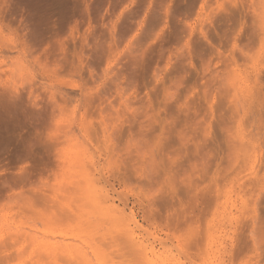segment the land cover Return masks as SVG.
Listing matches in <instances>:
<instances>
[{
    "label": "rangeland",
    "instance_id": "obj_1",
    "mask_svg": "<svg viewBox=\"0 0 264 264\" xmlns=\"http://www.w3.org/2000/svg\"><path fill=\"white\" fill-rule=\"evenodd\" d=\"M50 1L0 0V97L4 85L15 86L26 98L24 113L38 111L35 103L54 112L52 131L69 162L50 158L46 168L56 160L57 176L71 171L56 180L87 182L86 200L101 199L107 214L117 209L109 212L117 225L105 219L96 231L89 226L98 205L92 213L82 209L92 216L84 223L81 212L84 226L67 220L44 226L30 212L22 219L17 208L0 207V264H71L86 253L104 255L110 238L124 252L114 264L125 263L122 255L127 264H264V0H63L64 20L45 15L53 11ZM50 41L59 44L49 58ZM24 132L2 131L0 114V187L7 168L17 173L34 165L17 162L13 144H2ZM164 192L179 203L168 205ZM92 230L110 232L107 241L100 234L109 245ZM112 250L99 261L91 256V264H112Z\"/></svg>",
    "mask_w": 264,
    "mask_h": 264
},
{
    "label": "bare ground",
    "instance_id": "obj_2",
    "mask_svg": "<svg viewBox=\"0 0 264 264\" xmlns=\"http://www.w3.org/2000/svg\"><path fill=\"white\" fill-rule=\"evenodd\" d=\"M54 2H51L52 4H50L49 3V6L50 7H52V9L51 8H47V11L49 12L50 10L52 11L51 13H46L47 11H43V12H45L46 14L45 15H48V17H51V16H54L53 18H55V15H57V16H63V11H62V9L63 8H67V7H63L65 4H64V1L62 0H53ZM56 1V2H55ZM57 1H58V3H60L59 1H61V5L60 4H58L57 3ZM47 2H48V0H47ZM46 2V3H47ZM38 3V2H37ZM45 3V2H44ZM54 3V4H53ZM55 3H56V5L58 4L59 6H61L60 8H59V6L57 5H55ZM38 5V4H37ZM47 5V4H46ZM56 6V7H58V9L55 7L54 9H53V6ZM44 6V5H43ZM48 6V7H49ZM66 6V5H65ZM41 7V6H40ZM63 7V8H62ZM46 8V7H45ZM62 8V9H61ZM50 9V10H49ZM59 9H61V10H59ZM34 10V9H33ZM42 10H46V9H42ZM42 10H41V12H42ZM55 10V11H54ZM65 11H66V9L64 10V13H65ZM67 11H68V8H67ZM34 12L35 13H33V15H35L36 14V12L37 11H35L34 10ZM53 12L55 13V15L53 14ZM39 14H40V12H38ZM39 14H37L38 16H39ZM50 14H53V15H51V16H49ZM66 15V13L64 14V16ZM56 16V17H57ZM59 16V17H60ZM63 16V17H64ZM68 15H66V17H67ZM37 17V16H36ZM66 17H64V18H66ZM69 17V16H68ZM39 18V17H38ZM41 18V17H40ZM46 18H47V16H46ZM62 17H60V19H61ZM49 19V18H48ZM58 19V18H57ZM57 19H56V21H57ZM69 18H67V20H68ZM61 20H64V19H61ZM58 21H59V23L60 22H62V25H63V21H60L59 19H58ZM58 21H57V23H58ZM37 22V21H36ZM35 22V20L33 21V25H36V27L38 28L40 25H38V23H36ZM39 22H41V21H39ZM35 23V24H34ZM57 23H56V25H57ZM64 23H65V21H64ZM61 24V23H60ZM55 25V26H56ZM61 26V25H60ZM35 27V28H36ZM44 27V26H43ZM57 27H59L58 25H57ZM54 30H55V27L53 28ZM38 30V29H37ZM43 30V29H42ZM51 30V29H50ZM41 30L39 29V32H40ZM57 31V30H56ZM55 31V32H56ZM43 32V31H42ZM55 32L53 31V33H52V31H51V34H53L54 35V37H56L55 35H58V34H55ZM35 34V36H36V38H37V35H39V34H37L36 32L35 33H33L32 32V35H31V37L33 38V35ZM37 34V35H36ZM50 34V36L52 37V35ZM41 35V34H40ZM39 35V36H40ZM35 36H34V38H35ZM44 36V35H43ZM49 36V35H48ZM54 37H52V38H54ZM31 38V39H32ZM46 38H49V37H46ZM52 38H49V40L50 39H52ZM57 38V37H56ZM55 38V39H56ZM38 39V38H37ZM44 38H42L41 40H39L40 42H44V40H43ZM48 39H45V43H47L48 41H47ZM54 40V39H53ZM53 40H51L52 42H53ZM33 41V40H32ZM35 41H37V40H34V42ZM50 41V42H51ZM33 42V43H34ZM38 42V41H37ZM51 42V43H52ZM58 42V41H57ZM50 43V52H49V54L50 55H48V53H47V55L49 56V58L50 57H52L51 56V54L53 53H51V51H55V48H58V44H53V43H55V42H53L52 44ZM34 44H36V42L34 43ZM55 45V47H53ZM56 45H57V47H56ZM49 46V45H48ZM51 46H52V50H51ZM54 48V49H53ZM49 51V50H48ZM53 55H54V53H53ZM46 58V57H45ZM47 59H48V57H47ZM79 59V58H78ZM79 61H81V60H79ZM12 86H14V85H12ZM3 88L4 89H2V98L0 97V114H2V131L4 130V131H6L7 132V130H9V128L12 126L13 128H15V129H19V128H26V132H24V133H26L25 135H24V133H23V135H21L20 134V136L21 137H19V135H18V137L17 138H15V136H7V137H3V139H2V144H5L6 143V145H7V143L8 144H10L11 145V143L13 144V148L14 149H12V152H13V156H14V158H16V160H24V161H26V160H32L33 161V164L34 165H32V166H30L29 168H26L25 170H21V171H18L17 173L15 172V171H13V170H9L8 168L5 170L6 171V173H5V177L1 180L2 181V187H0V190L2 191V199L3 200H1L2 202L4 201V200H6V203H3V204H1L2 206H0V207H2L3 209H5V207L6 206H8V208L10 207V208H12L13 207V209H14V207L15 208H17V211H16V209H15V212H17V213H19V214H17V213H15L14 212V214L16 215V217H18L19 218V216H21L20 214L24 211H26V215L25 214H23V215H25V216H27V215H29L28 213L30 212V216H35L36 218H34V219H32L33 217H30L29 218V220H31L32 219V221L34 220V221H37L38 223H42L44 226H47V221L49 222L48 223V225L49 224H51L52 225V222H55V221H60V222H57V223H61V224H63L62 222H64L65 224H66V221L65 220H67V222H70V223H74V224H79V225H82L81 224V222H79V220L83 217V215L85 214L84 212H87L86 210H88V209H90V213H92L91 211H93L95 208H97L95 205H98V207H102V210L100 211V212H98L97 210H98V208L97 209H95L94 211H93V220L95 221H90L91 219V217L89 216L88 218H86L87 216L86 215H88V213L87 214H85L84 215V218H82V221H83V219H84V223H88L89 221L92 223V224H88L90 227H91V225H100L99 224V222H97L98 220H105L106 219V222H107V220H108V222H107V224L108 223H110L111 222V224H113V223H116V225H117V219H116V221H113V220H115V219H113V217H114V215H113V217H112V214L111 213H113L115 210L117 211V209H113V212H111V211H109V212H111V213H109L108 212V214H110L109 216L110 217H112V221H111V218L109 219V217H108V214H107V212H105L106 210H107V208H106V203H105V207H103L104 205H102V206H99L101 203H99L98 201H100L101 199H99V200H97L96 198H94V200H93V203H92V201H89V199L88 198H90V197H92V196H89V195H87V194H89L90 193V189H88L89 190V193H86L87 192V190H86V192L84 193L82 190H84L85 191V189L83 188V187H85V185H86V183L84 182V177L81 179V180H83V182L85 183V184H83L82 185V182L80 181V179H79V181L81 182V184L80 185H78V183L77 182H75V180L77 181L78 180V175H79V173L77 174V172H79L80 170L77 168V165H76V167L75 168H77L76 170H78V171H76V170H74V172L76 171V175H75V173L73 172L72 173V175H74L73 177H77V179H72L71 181H67V182H60L61 180H62V178L64 179V177L66 176L65 175V173L67 172L66 170V168H63V166L62 165H64V163H62V162H64V160L62 159V158H64L65 159V162H69L68 160H66V157L65 156H68V152L66 151L67 149L65 148L66 146H65V144H63L64 143V141H63V145L65 146L64 148H62L63 146L61 145V143H59V142H62V141H59L58 142V137L57 136H55V135H57V133L56 134H54V132H56L55 130H54V126H52L53 124H52V122L53 121H51L50 122V118L52 117V119H53V116H54V112H49V111H47L46 110V108H45V110H46V112H48V113H46L45 112V110L41 107L40 109L37 107V103H35L36 104V108L38 109V111H36V109H35V107H34V109H35V111L36 112H34V111H32L31 113H24V109L23 108H25L24 107V105H25V97H23L22 96V94L20 95V93H18V91H17V88L14 86V87H11V85L10 86H6L5 87V85L3 86ZM21 96V97H20ZM24 98V100L23 99H21V98ZM35 97V96H34ZM27 99H28V97H27ZM36 100V99H35ZM53 100H55V98H53ZM24 102L23 104H22V102ZM237 101V100H236ZM55 103V102H54ZM57 104V103H56ZM23 105V106H22ZM35 106V105H34ZM55 106V104H53V107ZM236 106H237V104H236ZM239 106V105H238ZM237 106V107H238ZM53 107H52V110H54L53 109ZM29 108H31V107H29ZM28 108V109H29ZM55 108V107H54ZM26 110H27V108H25ZM43 109V110H42ZM58 109V108H57ZM23 110V111H22ZM31 110V109H30ZM29 110V111H30ZM41 110V111H40ZM251 110V109H250ZM46 113V115H47V118L49 119H47L48 120V122H46L47 120H46V115H44L43 113L44 112ZM55 111V110H54ZM42 112V113H41ZM73 112V111H72ZM50 113V114H49ZM84 114V113H83ZM50 115H51V117H50ZM72 115V114H71ZM74 115V114H73ZM85 115V114H84ZM49 116V117H48ZM83 116V115H82ZM74 117L72 116V119H73ZM4 119V120H3ZM78 119H79V117H78ZM81 119H82V117H81ZM54 120H57V119H55L54 118ZM254 120V119H253ZM257 120V119H256ZM74 119L73 120H71V122H70V126H71V124L72 123H74ZM78 121H80V119L78 120ZM87 121V120H86ZM85 121V123H87ZM50 122V123H49ZM55 122V121H54ZM81 122V121H80ZM89 122V121H88ZM57 123V122H56ZM91 123V122H90ZM69 124V123H68ZM79 124V123H78ZM82 124V123H81ZM80 124V125H81ZM88 124L89 123H87L86 124V127H88ZM94 124V123H93ZM93 124H90V125H93ZM49 125V126H48ZM74 125V124H73ZM53 127V128H51V127ZM58 126H59V124L57 125V130H58ZM82 126V128H83V126H85V124H82L81 125ZM94 126V125H93ZM49 127V128H48ZM55 127H56V124H55ZM72 127V126H71ZM73 128V127H72ZM89 128V127H88ZM88 128H87V130H88ZM94 128V127H93ZM92 127H91V130L93 129ZM52 129L54 130V132L52 131ZM81 129V128H80ZM86 129V128H85ZM67 130H68V128H67ZM69 130H70V128H69ZM68 130V131H69ZM91 130H90V133H93V135H91L90 134V137L91 136H94L95 137V135H94V132H91ZM72 131V130H71ZM70 131V132H71ZM86 131V130H85ZM93 131H96L95 129L93 130ZM13 132V131H12ZM66 132V131H65ZM87 132H89V131H87ZM237 133H238V137L239 136H241V134H243L242 132H240V131H237ZM13 134V133H12ZM62 134V133H61ZM63 134H68V132H66V133H64L63 132ZM70 134V133H69ZM68 134V135H69ZM88 134L89 133H87V136H88ZM96 134V133H95ZM15 135V134H14ZM67 135V136H68ZM73 135V134H72ZM86 135V134H85ZM16 136H17V134H16ZM62 136V135H61ZM63 137V136H62ZM61 137V138H62ZM66 137V136H65ZM237 137V138H238ZM61 138H60V140H61ZM78 138V137H77ZM83 138V137H82ZM255 138V137H254ZM63 139V138H62ZM69 139V138H68ZM84 139V138H83ZM96 139H97V137H96ZM95 139V140H96ZM250 139V138H249ZM66 142H67V140H66V138L64 139ZM88 140V139H87ZM74 141V140H73ZM84 141H85V139H84ZM89 141H91V142H96V141H92V140H89ZM68 142H70V140L68 141ZM85 142H88V141H85ZM90 142V143H91ZM72 143V142H71ZM71 143H70V145H71ZM67 145H69L68 143H67ZM69 145V149L71 148V146ZM245 145V144H244ZM58 146H62L61 148H58ZM244 147V146H243ZM72 148H73V145H72ZM252 148V147H251ZM91 149V148H90ZM253 149V148H252ZM251 149V150H252ZM64 152H63V151ZM72 150V149H71ZM89 151V150H88ZM5 152V151H4ZM72 151H70L69 152V154L71 153ZM92 152V151H91ZM93 152H94V150H93ZM92 152V153H93ZM252 152L254 153V150H252ZM3 153V152H2ZM8 153H10V152H8ZM64 155H62V154ZM89 154V153H88ZM70 156V155H69ZM93 156H94V154H93ZM56 157V158H55ZM62 157V158H61ZM91 157V156H90ZM143 157V156H142ZM51 158V160H52V158L54 159H57V160H63L62 162L60 161V163H62V168L63 169H66L65 170V173H64V170L62 169V170H60L61 172L63 171V173H64V177H63V175H62V178H61V180L59 179V177L58 176H61V172H60V175L58 174V176H57V171L54 169L53 170V168H54V165L56 164V168H59L60 166V164L58 163L57 164V161L56 160H54V162L52 163V166H53V168H52V166H51V168L52 169H50L49 167L50 166H48V168H46L47 167V165H50V162L49 161H51V160H49ZM61 158V159H60ZM69 158V157H68ZM71 158V157H70ZM93 158V157H92ZM17 161V162H20V161ZM75 160V159H74ZM93 160V159H92ZM21 161V162H22ZM53 161V160H52ZM55 161H56V163H55ZM70 161H72V160H70ZM91 161V160H90ZM59 162V161H58ZM73 162V161H72ZM36 163V164H35ZM174 163V161L172 162V164ZM29 164V163H28ZM27 164V165H28ZM66 164V163H65ZM68 164V163H67ZM30 165V164H29ZM43 165V166H42ZM57 165L59 166V167H57ZM73 165V164H72ZM89 165H90V163H89ZM92 165V164H91ZM65 166V165H64ZM71 166V165H70ZM65 167H67L68 168V166H65ZM92 167V166H91ZM173 167V166H172ZM73 168V167H72ZM81 168H82V170L83 171H86V170H84L83 169V167L81 166ZM60 169V168H59ZM74 169V168H73ZM70 170V169H69ZM82 170H81V172H82ZM56 171V172H55ZM146 172V171H145ZM59 173V172H58ZM69 173V172H68ZM68 173H66L67 174V176L65 177V179L64 180H66V178L71 174V171H70V174H68ZM86 172H84L83 173V175L85 174ZM92 173V172H91ZM94 173H95V171H94ZM163 173V172H162ZM51 174V175H50ZM82 174V173H81ZM88 174V173H87ZM146 174V173H145ZM159 174L160 173H158L157 174V176H159ZM165 176H167L166 174H168V176L170 175V173L169 172H166V174L165 173H163ZM52 175L54 176V178L52 177ZM71 175V176H72ZM91 175V174H90ZM173 175V174H172ZM36 177V179L34 180V181H32L31 180V178L32 177ZM38 176V177H37ZM51 176V177H50ZM145 176V175H144ZM56 177H58V180H60V181H58V180H56L57 178ZM73 177H69L70 179L71 178H73ZM80 177H82V176H80ZM86 177H88V175L87 176H85V179H86ZM95 177V176H94ZM148 177L150 178L151 176H149L148 175ZM163 177V176H162ZM170 177H171V175H170ZM170 177H167V178H169V179H171L172 180V178H173V180L171 181L172 183H170V184H173V182L174 181H176V179H174V178H176L175 176H173L172 178H170ZM37 178H38V180H40L41 181V183L39 182V181H37ZM48 178H50V180H52L51 182H56L57 183V186H55V184L53 185V183H52V185L50 186V185H47V184H50L49 182H47L46 180H48ZM51 178H53V179H51ZM90 178V177H89ZM89 178H87L85 181H87ZM155 178H157V177H155ZM160 178V177H159ZM158 178V179H159ZM33 179V178H32ZM68 179V178H67ZM69 179V180H70ZM91 179V178H90ZM151 179H152V177H151ZM178 179V178H177ZM31 180V181H30ZM53 180H56V181H53ZM64 180H62V181H64ZM165 180H167L166 178H165ZM49 181V180H48ZM72 181H74V182H72ZM92 181V180H91ZM167 181H169V180H167ZM31 182L33 183H36L35 185H32L31 184ZM40 184V185H37L38 183ZM33 183V184H34ZM47 183V184H46ZM77 183V184H76ZM93 183V182H92ZM166 183V182H165ZM169 183V182H168ZM89 184H91V183H89ZM81 185H82V189H81ZM87 185H88V183H87ZM87 185H86V189L88 188L87 187ZM94 185V184H93ZM96 185V184H95ZM88 186H90V185H88ZM92 186V185H91ZM25 187V188H24ZM28 187V188H27ZM29 187H30V191H31V194H32V196H31V194L28 196L27 194H24V191H23V188L24 189H29ZM96 187V186H95ZM2 188V189H1ZM97 188V187H96ZM81 189V190H80ZM169 189H171L170 191V193H171V196L172 197H177V194L175 195H172L173 193H176L175 191L172 193V191L173 190H177V189H173V188H169ZM173 189V190H172ZM179 189V188H178ZM181 189V188H180ZM91 190H92V188H91ZM26 191V190H25ZM79 191H82L80 194H81V196H79L80 194H79ZM94 191H95V188H94ZM99 192H100V190H98ZM181 192V191H180ZM5 193H7V194H5ZM11 193V194H10ZM83 193V194H82ZM91 193H93V191L91 192ZM95 193H96V191H95ZM168 193V192H167ZM170 193H168V194H166L165 192H164V196H165V194H166V198L165 199H167V197L170 199V196H169V194ZM9 194V196L7 197V196H4V195H8ZM79 194V195H78ZM84 194H86L87 195V199H88V201L86 200V195H84ZM98 194V193H97ZM107 194V193H106ZM85 197H84V196ZM93 195V194H92ZM96 195V194H95ZM99 195V194H98ZM180 195V194H179ZM80 197L81 199H83V200H86L87 201V204H85V203H83L84 201L83 200H81V201H83V202H81L80 200H78V197ZM82 196L84 197V198H82ZM100 196V195H99ZM162 196V198H163V194L161 195ZM5 197V198H4ZM98 197V196H97ZM172 197H171V199H172ZM1 198V197H0ZM79 198V199H80ZM92 198H90V200H91ZM108 199H110V198H108ZM164 199V198H163ZM169 199H167L168 200V205H169V203H170V206H171V202H169L170 200ZM182 200V199H181ZM103 201H107L106 199L105 200H103ZM102 201V202H103ZM165 201V200H164ZM173 201V200H172ZM176 201V200H175ZM1 202V203H2ZM78 202H80V203H83V205L85 204L86 206H83V205H80V203H78ZM156 203H157V201H155ZM177 202L178 201H176V203H174V204H177ZM181 202V201H180ZM91 203V204H90ZM99 203V204H98ZM112 203V202H111ZM164 203V202H163ZM163 203H162V205H163ZM179 203V202H178ZM90 204V205H89ZM164 204H167L166 202L164 203ZM174 204H172V206L174 205ZM88 205H89V208H88ZM92 205H94V206H92ZM108 205V204H107ZM169 206V207H170ZM81 207H83V208H81ZM86 208V210L83 212V210ZM91 207V208H90ZM93 207V208H92ZM95 207V208H94ZM175 207H176V205H175ZM1 208V209H2ZM104 208V209H103ZM106 208V209H105ZM166 208V207H165ZM2 209V210H3ZM83 209V210H82ZM92 209V210H91ZM9 210V209H8ZM8 210H6V211H8ZM11 210V209H10ZM105 210V211H104ZM5 211V210H4ZM14 211V210H13ZM108 211V210H107ZM114 212V213H117V212ZM1 212V211H0ZM3 212V211H2ZM81 212H83V215H82V213ZM88 212H89V210H88ZM98 214H97V213ZM103 212H105V213H103ZM3 213H5V212H3ZM12 213V212H11ZM32 214V215H31ZM102 214H106V216L108 217H103L104 215H102ZM6 215H7V213H6ZM118 215V214H117ZM9 216H13V215H9ZM100 216H102L101 218H100ZM15 217V216H14ZM22 217V219H23V217L24 216H21ZM29 216H27V218H28ZM37 217L39 218V219H37ZM115 217H116V215H115ZM26 217H25V219H27ZM118 218V217H117ZM17 219V218H16ZM40 219H41V221H40ZM90 219V220H89ZM134 219V218H133ZM19 220H21V218L19 219ZM64 220V221H63ZM89 220V221H88ZM31 221V222H32ZM40 221V222H39ZM43 221V222H42ZM52 221V222H51ZM87 221V222H86ZM51 222V223H50ZM82 222V223H83ZM94 222V223H93ZM56 223V222H55ZM83 223V224H84ZM119 223V222H118ZM28 224V223H27ZM26 224V225H27ZM32 224H33V222H32ZM41 224V225H42ZM60 225V224H59ZM86 225V224H85ZM97 225V229L95 228V226H94V228H95V231L96 230H98V228L100 227V226H98ZM113 225H115V224H113ZM115 225V226H116ZM82 226H84V225H82ZM87 226H85V227H83L84 229L86 228ZM90 227H87V228H90ZM93 227V226H92ZM93 228V229H94ZM91 229V228H90ZM93 231V230H92ZM191 231L192 230H190V233H191ZM94 232V231H93ZM130 232V231H129ZM95 233V236L97 237V235L99 236V237H97L98 239H100L101 240V242L103 243V244H108V243H110V245L109 246H111V244H113L114 243V245L116 246L115 248L116 249H118L117 251V253L118 254H116V250H114V246L111 248H109V246H108V248L106 247V245H103L102 246V243L101 242H99V244L98 245H101V247H105V249L107 248V250H108V253H109V250H111V249H113L112 251H114L115 253H113L112 254V251H111V253L109 254V255H114V256H112L111 255V257H113V261H110V260H107L108 262L110 261V263H112V262H114V260H116L114 257H117V256H119L120 257V255H119V253L120 252H122L121 250H119V248H120V246H119V244H118V241H116V242H110V241H113V239L111 240V238L109 239L108 237H111V235H108V234H110V232L107 234V230H106V233H105V231L104 232H101L100 234H103L102 236H105V234H106V237H104V238H106V241L109 239L110 241L107 243V242H104L105 240L103 239V237L102 236H100V234L99 233H97V232H94ZM97 233V234H96ZM252 234H253V232H252ZM107 235H108V237H107ZM133 235V234H132ZM135 236V235H134ZM35 237V236H34ZM95 237V238H96ZM101 237H102V239H101ZM133 237V236H132ZM90 238V237H89ZM255 238V237H254ZM92 239V238H91ZM135 239V238H134ZM256 239H258L257 238V236H256ZM114 241H115V239H114ZM253 241V240H252ZM255 241V240H254ZM254 244V243H253ZM142 245V244H141ZM255 245H256V243H255ZM119 246V247H118ZM142 248V247H141ZM104 249V248H103ZM106 250V251H107ZM142 250V249H141ZM104 251V250H103ZM105 251V254L107 253ZM120 251V252H119ZM138 252H139V250H138ZM145 251H143V253H144ZM99 253H101V251L99 252ZM99 253H94V252H92L91 254V256H92V258H94V260L96 259L97 261H99V257H97V255H99V256H101V255H103V252H102V254H99ZM124 252H122V254H123ZM126 253V252H125ZM142 253V252H141ZM142 253V254H143ZM87 254V253H86ZM86 254H83V255H81L82 256V258L80 259H78V258H76L74 261H73V259H74V257H71V258H73V259H71L70 257L68 258L69 260H71L70 262H69V260L68 259H66L65 260V262L67 263V262H69V263H71L72 261V263L71 264H74V262L75 261H77V263L75 262V264H80V262H79V260H81V262H82V264H91V262H90V260H92V258H91V256L90 257H87L88 255H86ZM104 254V255H105ZM116 254V255H115ZM121 254V255H122ZM145 254V253H144ZM104 255L103 256H101V257H103L104 258ZM107 255V254H106ZM105 255V256H106ZM109 255L106 257V259H109L110 257H109ZM129 255V254H128ZM57 256V255H56ZM126 256H127V254H126ZM147 256V255H146ZM109 257V258H108ZM57 258H59V257H57ZM89 258H91V259H89ZM122 258H124V261H125V263L127 264V262H130V260L128 261L127 260V258H125V257H123V255H122ZM129 258H130V255H129ZM132 258V257H131ZM54 259H55V257H54ZM82 259H83V261H82ZM105 259V260H106ZM126 259V260H125ZM63 260V259H62ZM112 260V259H111ZM122 261H123V259H121ZM133 260V259H132ZM56 261V260H55ZM106 261V262H107ZM123 261V262H124ZM37 262H39V261H37ZM36 262V263H37ZM105 262V261H104ZM117 262L119 263V261L117 260ZM116 262V264H118ZM101 263V262H100ZM124 263V264H125ZM37 264H39V263H37ZM58 264H59V261H58ZM68 264V263H67ZM97 264V263H96ZM112 264H114V263H112ZM122 264V263H121Z\"/></svg>",
    "mask_w": 264,
    "mask_h": 264
}]
</instances>
